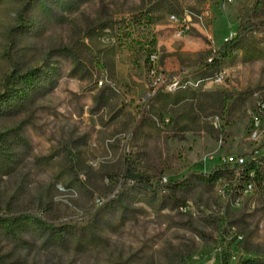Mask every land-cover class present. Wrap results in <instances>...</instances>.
<instances>
[{
  "label": "rangeland",
  "instance_id": "rangeland-1",
  "mask_svg": "<svg viewBox=\"0 0 264 264\" xmlns=\"http://www.w3.org/2000/svg\"><path fill=\"white\" fill-rule=\"evenodd\" d=\"M256 1L0 0V94L14 71L38 74L0 112V214L69 228L57 242L0 233V264L264 259L260 191L242 184L223 195L229 181L199 179L226 157L264 154V121H253L264 102V25L215 57ZM261 2L254 22H264ZM172 15L186 21L183 34ZM159 76L166 86L154 89ZM126 161L156 193L122 186Z\"/></svg>",
  "mask_w": 264,
  "mask_h": 264
},
{
  "label": "trees",
  "instance_id": "trees-1",
  "mask_svg": "<svg viewBox=\"0 0 264 264\" xmlns=\"http://www.w3.org/2000/svg\"><path fill=\"white\" fill-rule=\"evenodd\" d=\"M32 1L34 0H26V4L29 5ZM261 6V0H257L252 7L246 8L243 11L240 16V23L236 36L226 41L223 46L215 52L216 58L229 57L242 38L259 30L264 25L262 21H253L254 15L259 12ZM26 25L25 19L23 15H21L20 28L24 29ZM37 79L38 74L35 72L20 75L14 71L7 77L4 82L5 93L0 94V112H2L3 108H13L14 101H23L26 97L23 88H32ZM7 142V139H5L3 135H0V157L3 160L7 159L4 147ZM199 177L203 184L211 186L221 180L229 181L225 187L228 195L235 192V187H237V185L242 187V184L244 185L248 182H252L254 184V190L258 189L261 195L264 196V155L248 160L241 168H235L231 165H221L215 168L211 173L200 174ZM122 178V186L133 183L145 192L156 193L157 191V187L151 184L150 180L148 181L142 175L136 173L131 165H129L128 161L125 162ZM178 186L177 183H172L171 185L172 188H177ZM0 233L13 240H18L24 234H40L49 241L57 242L64 239L69 233V228L66 225L58 228L42 217H37L28 213L12 212L0 214ZM239 264H264V259H242Z\"/></svg>",
  "mask_w": 264,
  "mask_h": 264
},
{
  "label": "built area",
  "instance_id": "built-area-1",
  "mask_svg": "<svg viewBox=\"0 0 264 264\" xmlns=\"http://www.w3.org/2000/svg\"><path fill=\"white\" fill-rule=\"evenodd\" d=\"M191 17H195L199 21L202 20V17H198V16H195L193 14L188 15L186 19L190 21ZM170 20L174 24L179 25L178 26V35H181V34H183L185 32V27L183 25L186 22L185 20L180 21V19L178 17L174 16V15H172L170 17ZM157 59H158L157 55L154 54V55L151 56L150 60H151L152 63H155L157 61ZM151 73H152L153 76L156 74L155 70H152ZM218 80L221 81L222 78H219ZM166 83H167V81L162 76L154 77V80H153V83H152V87L154 89H156L160 85H165ZM178 86H179V82L176 81V80L171 81L170 83H168V89L170 91L175 90ZM253 121H254V125L256 126L257 129L260 126V124L262 123V121H264V102H261L259 104L257 111L254 113ZM255 136H257V133H255ZM247 162H248V159H246L243 156L226 157V158L223 159L222 165H231L232 167H235V168H241ZM245 185H246L248 190H250V191L254 190V184L252 182H248ZM220 192L223 195H225V194L227 195L226 188H224L223 191H220Z\"/></svg>",
  "mask_w": 264,
  "mask_h": 264
},
{
  "label": "crops",
  "instance_id": "crops-1",
  "mask_svg": "<svg viewBox=\"0 0 264 264\" xmlns=\"http://www.w3.org/2000/svg\"><path fill=\"white\" fill-rule=\"evenodd\" d=\"M169 70V69H168ZM168 72V71H167ZM264 155V154H263ZM260 157V156H259Z\"/></svg>",
  "mask_w": 264,
  "mask_h": 264
}]
</instances>
